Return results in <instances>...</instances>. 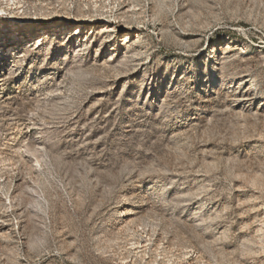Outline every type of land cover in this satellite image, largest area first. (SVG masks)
I'll use <instances>...</instances> for the list:
<instances>
[{
    "label": "rangeland",
    "instance_id": "374dc122",
    "mask_svg": "<svg viewBox=\"0 0 264 264\" xmlns=\"http://www.w3.org/2000/svg\"><path fill=\"white\" fill-rule=\"evenodd\" d=\"M0 10V264H264V0Z\"/></svg>",
    "mask_w": 264,
    "mask_h": 264
},
{
    "label": "bare ground",
    "instance_id": "6f19581e",
    "mask_svg": "<svg viewBox=\"0 0 264 264\" xmlns=\"http://www.w3.org/2000/svg\"><path fill=\"white\" fill-rule=\"evenodd\" d=\"M68 20H70L71 23H73V22L74 23H78V20L77 19H68ZM82 26H83L82 24H79L78 25L79 28H82ZM75 37L79 39L81 36H80V34H77V35H75ZM122 41L123 42H131L132 41V38L129 36V34H127V35L124 36V38H122ZM35 42H36V46H38V49H39L42 46V45H40L42 43L41 37L36 38ZM0 79H1V76H0Z\"/></svg>",
    "mask_w": 264,
    "mask_h": 264
},
{
    "label": "built area",
    "instance_id": "2783aa9c",
    "mask_svg": "<svg viewBox=\"0 0 264 264\" xmlns=\"http://www.w3.org/2000/svg\"><path fill=\"white\" fill-rule=\"evenodd\" d=\"M1 14V13H0Z\"/></svg>",
    "mask_w": 264,
    "mask_h": 264
}]
</instances>
